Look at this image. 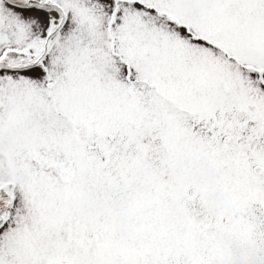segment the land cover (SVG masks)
Segmentation results:
<instances>
[{"label": "snow or ice", "instance_id": "obj_1", "mask_svg": "<svg viewBox=\"0 0 264 264\" xmlns=\"http://www.w3.org/2000/svg\"><path fill=\"white\" fill-rule=\"evenodd\" d=\"M0 264H264V0H0Z\"/></svg>", "mask_w": 264, "mask_h": 264}]
</instances>
